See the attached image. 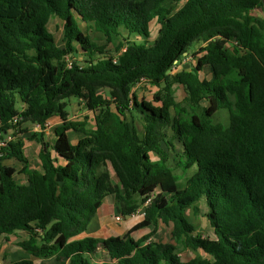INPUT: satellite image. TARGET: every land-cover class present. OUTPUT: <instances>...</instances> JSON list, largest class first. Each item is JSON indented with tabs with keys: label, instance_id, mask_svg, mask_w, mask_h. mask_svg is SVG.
<instances>
[{
	"label": "trees",
	"instance_id": "trees-1",
	"mask_svg": "<svg viewBox=\"0 0 264 264\" xmlns=\"http://www.w3.org/2000/svg\"><path fill=\"white\" fill-rule=\"evenodd\" d=\"M254 10L264 12L263 0H0V137L17 130L0 156V235L22 231L25 253L63 264H264V17ZM54 17L64 22L63 46ZM190 53L195 67L173 73ZM142 79L152 100L134 90ZM71 98L94 114V127L69 118ZM222 109L227 125L212 121ZM135 110L143 134L130 122ZM53 116L62 123L52 142L39 139L41 168L31 169L23 126L45 128ZM72 130L83 135L75 144ZM175 140L181 174L170 162ZM11 158L26 184L4 163ZM109 195L123 215L144 206V219L124 236L76 238ZM201 200L213 237L187 217ZM159 224L172 227L175 244L132 235ZM179 245L205 255L184 261Z\"/></svg>",
	"mask_w": 264,
	"mask_h": 264
},
{
	"label": "rangeland",
	"instance_id": "rangeland-1",
	"mask_svg": "<svg viewBox=\"0 0 264 264\" xmlns=\"http://www.w3.org/2000/svg\"><path fill=\"white\" fill-rule=\"evenodd\" d=\"M252 14L259 17V18L264 17V12L261 10H254V11H252ZM49 27H50L51 32L54 34V36L57 40V43L60 46H63V36H64V22H63V20L60 18L54 17V18H52V20L49 24ZM83 28L91 35L93 40L97 41L100 44H103L105 42V39L103 38V36L100 33L96 32L93 28L89 27L88 25H85V23H83ZM158 28H159V23L156 21L153 22L152 26H151V32H152V38L150 40L151 44L157 36ZM133 40H138V39L133 38ZM195 46H196V50H197L200 48L201 44H196ZM185 62H186V65L179 64V66H177L175 68L173 73H177L181 69L190 70L192 67H195V65L197 64L196 59L193 57V53H190L188 55V59H186ZM81 64H83V62H81ZM208 72H209V74H211L210 69H206L204 74L206 75ZM174 87H175V91H176L177 100L178 101H184V99L187 95L185 89L179 84H175ZM134 90L139 91L140 92L139 96L145 97L148 100H152L154 97V93H155V91H153V88L146 85L145 83L137 84L134 87ZM20 106H21V102L18 103L19 108H20ZM68 110L70 111V118L72 120H79L78 118L80 117L82 119L84 118L83 120L88 122L90 124V127H92L95 124L94 114L92 112L89 113V111L85 107V104H82V102L79 98H71L69 105H68ZM133 112L134 113L130 114V116H129L130 122L133 125V127L139 131L140 134H143L144 122L136 110ZM212 121L213 122H221V123H224L227 125L229 123V112H228V110L222 109L219 112H217L212 117ZM34 127L38 132L41 131V130H39V127L37 125L34 124ZM23 128H24V126H23ZM26 130L31 131V128L29 127V125L26 126ZM32 136L33 135H30V140H31ZM78 136H79L78 133L71 132V139L73 141H75L78 138ZM32 140H34V139H32ZM174 144L176 145V148L174 150H171V152H170V162L174 166H176L177 163L175 161H173V158L175 157L177 160L181 159L180 157H178L177 154H181L182 145L177 140L174 141ZM35 146H36L35 148L34 147L29 148L28 147V156H29L28 158H29L30 163L32 165H34V164L36 165V164L40 163L38 146H37V144H35ZM32 151H34V152H32ZM10 162H12V161H10ZM17 167H19V166H17ZM176 170L180 174L183 171V169L181 170L177 166H176ZM112 173L115 177V172L112 171ZM18 176L20 177V175H18ZM19 183L22 184L24 182H19ZM196 207L198 210H195V208H190L188 210L187 217L192 222H194V224L196 225L197 233L199 235H201L203 237H213L214 232H213V228L211 227L209 220L207 218L208 208H207L205 200L199 201L196 204ZM139 210L138 211L140 212V214L144 215L145 207L143 206ZM122 220H123V217L121 216V219L118 221H122ZM164 230H166V232H163L162 239L165 240L166 237L167 238L169 237L171 239L170 231L167 230L166 228ZM24 238H26V236L24 233H21V232H18L17 234H14V235H9L8 238L5 236L0 237V253H1L0 255L5 257L8 262L12 261V260H21V259H25V258L31 259L32 258V259H35L38 262H40L39 264H62L61 262H59L53 258L40 261V259L34 258L33 256L25 253L18 245L19 244L18 242ZM171 243L175 244L174 242H171ZM178 251L180 252L181 259L184 261L189 260V259H191L197 255H205V253H203L202 251H191V250L185 249L182 245H179Z\"/></svg>",
	"mask_w": 264,
	"mask_h": 264
},
{
	"label": "crops",
	"instance_id": "crops-1",
	"mask_svg": "<svg viewBox=\"0 0 264 264\" xmlns=\"http://www.w3.org/2000/svg\"><path fill=\"white\" fill-rule=\"evenodd\" d=\"M180 64L186 65V63H180ZM206 69H209V68H206ZM206 69H204L201 72V76L202 77H206L208 79L212 78V76H213L212 72H211V74H209V72L206 75L204 74ZM181 70H183V69H181ZM185 70H188V69H185ZM153 91H156V90L153 89ZM136 93L138 95L140 94L139 91H136ZM81 102H82V104H84V102L82 100H81ZM20 108H23L22 104H21ZM69 113H70V111H69ZM89 113H90V111H89ZM78 119H79L78 121H85V120H83L84 118L82 119V118L79 117ZM47 123H48L47 126L45 128H43L41 131H39V132L35 129L34 124H30V123L24 124V128H26L27 125H29V127L31 128V131L27 130L25 133H23L21 135L23 140H24V153H25L27 158L29 157L28 156V147L29 148H32V147L35 148L36 147L35 144H37V146H38L39 158H40V151H41V148H42V144L39 141V139L43 138L46 141L52 142L55 139V136H56L55 135V130H56V128L59 125H61L62 119L59 116H53L47 121ZM94 126H95V124L92 127H94ZM88 127L90 128V124L89 123H88ZM71 132H76V131H73V130L69 131L68 135H69L70 139H71ZM76 133H78V132H76ZM34 134L38 138L34 139V140H32V138H31V140H30V135H34ZM78 134H79V136H78V138L75 141H73L71 139V141L74 144L77 143L79 141V139L83 136L81 133H78ZM32 152H34V151H32ZM152 157H153V159H157L158 158V156L155 155V154H153ZM28 160H29V158H28ZM10 161H12V162H10ZM4 163L6 165H10V166H13V167L16 168L17 172H16V175H15V178H16V180L18 182H24L22 184H26L28 182V176L26 174H23V173L20 172V170L23 167V163L18 161L16 158L7 159V160L4 161ZM17 166H19V167H17ZM29 167L31 169H39V168H41V159H40V163L36 164V165L35 164L32 165L30 163V160H29ZM18 175H20V177ZM139 211H137L134 214L129 215V216L128 215H123L119 211V209L117 208L115 196L114 195H109V196H107L104 199L102 206L98 209L95 217L90 222V224L88 226V229L84 233H82L81 235L77 236L76 238H84V237H87V236H92V237H96V238H108L110 236H124L125 234H127V232L130 229L135 227L137 224H139L144 219L145 215L140 214ZM119 215H121L123 217L122 221H118L116 219V217L119 216ZM165 228L170 231V236H171L172 227L171 226L162 225V224H159V226L156 227V229L154 227H145V228L139 229L136 232H134L132 235L136 239H139V238H141L143 236H146L148 234H152L153 236L148 241H154V242L157 241V242H162V243L173 242L172 237H171V239L169 237L168 238L166 237L165 240L162 239L163 232H166V230H164ZM19 232L24 233L22 231H19ZM17 233H15V234H17ZM24 234H25V236L27 238L26 233H24ZM11 235H14V234H11ZM2 236H5V237L8 238L9 235H0V237H2ZM24 239H21L20 241H22ZM178 250H179V246H178ZM178 253L180 254L179 251H178ZM4 260L6 262H8L5 257L0 255V264L2 262H4ZM43 260H45V259H40V261H43ZM35 263L39 264L40 262L35 260Z\"/></svg>",
	"mask_w": 264,
	"mask_h": 264
},
{
	"label": "built area",
	"instance_id": "built-area-1",
	"mask_svg": "<svg viewBox=\"0 0 264 264\" xmlns=\"http://www.w3.org/2000/svg\"><path fill=\"white\" fill-rule=\"evenodd\" d=\"M186 59H188V55L185 56V57L183 58V60H182L181 63H186V62H185ZM67 60H68V62H69V66H72V61L70 60V57H67ZM179 64H180V63L177 62V65L173 68V71L175 70V68H176L177 66H179ZM145 82H146V79H142V81H141L140 83H145ZM140 83H138V84H140ZM18 122H19V118L16 117V118L14 119L13 123H14L15 125H17ZM47 124H48V123H46V126H47ZM35 125H37V126L39 127V130H42V129H43L41 125H39V124H35ZM46 126H45V127H46ZM16 131H17L16 129H12V130H11L9 133H7L5 136L0 137V156L4 154V153H3V150H4L5 148H7L8 145H9V143L14 139V136H15V134H16ZM150 201H151V199H149V200L145 203V205H147ZM144 214H145V212H144ZM116 218H117L118 220H120V219H121V215L117 216Z\"/></svg>",
	"mask_w": 264,
	"mask_h": 264
},
{
	"label": "water",
	"instance_id": "water-1",
	"mask_svg": "<svg viewBox=\"0 0 264 264\" xmlns=\"http://www.w3.org/2000/svg\"><path fill=\"white\" fill-rule=\"evenodd\" d=\"M263 4H264V0H263ZM129 216V215H128Z\"/></svg>",
	"mask_w": 264,
	"mask_h": 264
}]
</instances>
